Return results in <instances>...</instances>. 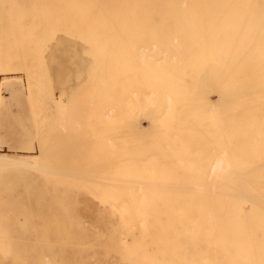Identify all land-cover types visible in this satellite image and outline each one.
<instances>
[{
	"label": "bare ground",
	"instance_id": "bare-ground-1",
	"mask_svg": "<svg viewBox=\"0 0 264 264\" xmlns=\"http://www.w3.org/2000/svg\"><path fill=\"white\" fill-rule=\"evenodd\" d=\"M46 1L0 0V43L5 44V50H8V47L29 50L31 43L26 46V41L29 43L31 39L34 44L32 51H42L48 38L44 33L46 20L48 23L50 20L47 15L50 16L51 11H58L50 10L52 5L45 4ZM55 1L58 4V0ZM111 3L110 9L113 13L117 12ZM44 5L47 9H44ZM68 9L71 11V8ZM93 10L92 7L91 11ZM112 11L106 10V16H112L108 14ZM132 11L134 13V9ZM136 11L140 17L139 21L134 22H138L140 33L136 35L134 23L130 25L133 27H130V30L134 29L135 32H132L135 36L147 34V39L137 40L140 45L139 48L136 47L137 58L136 55L134 57L137 87L139 82L137 89L141 87V90L137 94L134 92L136 105L132 125L136 129H153L155 135L148 137L146 153L142 144L137 141L132 147L137 150L135 149L131 158L122 156L129 159L113 161L114 165H121L122 168L112 171L102 164L100 170L104 167L103 171L111 179L131 183L129 188L132 184L136 188L142 184L156 188L158 186L153 184L156 183L160 185L161 191L135 194L131 191L124 193L121 187L118 188L119 191L122 190L120 196L123 200L115 203L112 209L98 213L99 221L112 227L107 233L108 240L116 243L127 236L133 238L135 229L139 231V240L146 238L151 242L162 240L172 244L184 241L196 245V248H191V253L195 255L177 257L180 264L191 261L193 264H264V0H136ZM87 13L88 18L92 19L89 11ZM53 17L52 14L51 22L54 21ZM59 19L63 20V17ZM105 19L112 20L110 17L97 20L107 22ZM91 21V24L97 23ZM100 22L104 28L101 27L99 32L102 29L106 31L105 22ZM39 25L41 30L38 29ZM88 25H83L87 27L83 28L86 29L83 33L87 34V31L91 30V35V26L94 25ZM112 28L113 26L109 31H113ZM94 32L96 31H93V34ZM22 35L29 38L22 39L19 37ZM16 36L20 42L13 41ZM3 37L4 39H1ZM63 37L62 39L70 41ZM5 41L10 42L8 44ZM80 45L85 47L84 44ZM4 46L0 44V57L1 54H6ZM73 49H66L64 45L57 44L47 61L49 68L54 69L57 82L64 91L71 89L69 87L72 81L81 70L87 73L88 70L85 71L84 67L89 69L83 65V60L80 63ZM2 56L4 59H0V75L7 74L12 68L23 69L24 74L29 72L28 66L23 67L19 58ZM88 56L87 59L85 57V65L88 60H92ZM89 64L92 65L93 61ZM90 68H93V65ZM89 71L87 75L90 74ZM142 76L145 81H140ZM86 77L89 78L90 75L85 74V79L89 80L90 78ZM85 79L79 81L83 82ZM92 82L94 81H91V85ZM208 93L212 95L211 100L207 97ZM142 100L144 104L141 103ZM103 115L105 118L109 116V119L114 116L107 113ZM140 116L145 125L140 123ZM101 127L103 124L100 123L99 130ZM98 132L96 136L99 135ZM100 138L99 136L98 139ZM101 151L104 152L102 149ZM110 159L108 164L112 163ZM35 160V157H15L2 152L0 170L9 167L35 168L31 166ZM48 168H43L42 171H49ZM90 168L88 167L89 171ZM35 169L41 170L37 167ZM80 172L78 174H81ZM89 173H83L79 178L82 179L85 175L84 180L93 179L86 177ZM93 173L91 177H95ZM72 174L76 177L74 172ZM34 189L32 191L36 193L37 188ZM67 217L70 223H79L78 213L69 212ZM130 242L127 241L128 245ZM189 243L186 252L189 251ZM2 259L0 256V264Z\"/></svg>",
	"mask_w": 264,
	"mask_h": 264
},
{
	"label": "rangeland",
	"instance_id": "rangeland-1",
	"mask_svg": "<svg viewBox=\"0 0 264 264\" xmlns=\"http://www.w3.org/2000/svg\"><path fill=\"white\" fill-rule=\"evenodd\" d=\"M103 1H106L105 4H102L104 3ZM103 1L58 0L57 4L55 0H51V3L50 0H47L45 4L49 3L50 6L54 5L57 7L51 6L50 8L48 5L50 10L55 11L57 9L58 13L51 11L50 16L47 15V19H50L49 23L53 26L49 25L46 20L47 24L44 26V33L46 34L45 37L48 38L44 44L45 48L41 49L42 51L37 49L35 53L32 51L34 44L31 39H29L31 41L29 43L26 41V46L31 43L30 51L28 49H21V47L9 48V45L6 46L8 50H5V44L0 43L6 51V54L4 52V54H1L2 58V55L5 58L15 56V58H19L22 61L21 65L23 64V67L27 65L29 68V72L26 74L22 72L23 69L16 70L12 68L7 74L0 75V153L3 152L10 156L30 159L35 157L36 160L31 166L41 169L9 167V169L0 170V256L3 258L2 264H180L177 259L178 256L184 255L190 257L195 255L191 253V248H196L197 246L192 243L181 241L172 244L164 243L162 240L151 242L146 238L139 240L137 237V232L139 231L135 229L133 230V238L127 236L124 238L125 241L121 239L119 242L111 243L107 238V233L112 230V227L106 226L99 221V212L112 209L115 203L123 200L120 196L122 190L124 193L131 191L135 194L143 192L158 193L161 191L160 185L156 183H153L158 186L156 188L146 187L143 184V186L141 185L138 188L132 184V187L129 188L128 185H131V183L125 180L111 179L104 172V167L112 171L122 168L121 165H114L115 162L113 163V161L131 158L130 156L137 150L136 148V150L132 148L137 141L142 144V149L146 153L147 149L145 147L148 143V137L155 135V132L153 129H136L132 125L136 105L135 96L141 90V87L137 89L139 82L137 87L135 69V58H137V49L140 45L137 40L147 39L145 38L147 34L142 33L140 37L139 35L135 36L133 33L135 31L136 35L140 33L138 22H134L140 17L136 11V0H112L115 3H111V0ZM64 3L66 4L64 5ZM110 3L113 4V9L117 10V12L114 10L116 15L111 10ZM71 5L72 7H70ZM103 6L106 7L104 8ZM58 7L61 9L60 12ZM68 7L71 8V11ZM92 7L93 11H91ZM44 9L47 8L45 7ZM97 9L98 11H96ZM103 9L104 11H102ZM119 9L122 10L120 11ZM125 9L127 12H125ZM106 10L108 12L112 11L108 14L114 16H106ZM88 11L94 19L88 18ZM92 13H96L97 15H92ZM52 14L54 16V19L52 18L53 22H51L50 18ZM59 14L62 15L59 16ZM71 14H73L72 17ZM62 17L63 20H58V18ZM109 17L112 20L105 19L108 23L103 21L104 18L108 19ZM102 18L101 22L98 21ZM64 19L66 20L64 21ZM74 20L77 21L74 22ZM91 20L97 23L91 24ZM99 22L102 24L105 22L108 26L114 22L113 24L115 25L112 24L110 28L113 26L112 30L116 32L109 31L110 28L106 25H104L106 31L102 29L103 31L100 30L101 32H99L101 27L104 28ZM127 22L131 23L127 24ZM88 24L95 26L90 25L93 28L92 34L93 31H98L99 33L94 32L93 35H90L91 30L87 31V34L83 33V30L86 32V29H83L86 26L83 25ZM97 24L100 25V28H98L99 25ZM132 24L135 27L134 29H136L135 31H133L134 29L130 30V25ZM91 27L88 28L91 29ZM38 29L41 30L42 27L40 28L39 25ZM58 35L60 36L58 37ZM143 35L145 36L143 37ZM29 36L32 37L31 35ZM62 36L68 40L70 39L71 42L62 39ZM19 37L26 40L28 36L23 37L22 35ZM15 38L13 41L16 40L18 42L17 36ZM1 39H4V37ZM56 39L58 42L55 41ZM72 39H74L75 43L72 42ZM5 42L7 43L8 41ZM49 44L54 47L52 48ZM57 44L64 45L66 49L77 47L76 50L73 49L75 55L80 63L83 60V65L89 67L87 69L83 66L85 71L90 70L92 72L93 70L94 78L91 79L93 74L89 71L90 79L86 77L89 79L86 80L85 74L89 76L87 75L88 71L86 73L84 70H81L80 74L75 76L74 81H72L69 87L71 88L70 90H73L70 91L67 88V90L65 89L66 93L57 82L54 69H50L47 64ZM80 44H84L85 47ZM26 46L22 45V47ZM81 55H85L86 59L89 55L88 58L93 61V68H90V66L92 67L89 64L90 60H88L89 62L87 61V65L84 64L86 59L84 56L82 58ZM1 57L0 59H2ZM94 71L97 72L94 73ZM81 79H85V81L81 82ZM144 79L142 76L140 81H145ZM91 81H94V83L92 82L93 86L91 85ZM207 97L211 100L212 95L208 93ZM141 103L144 104V101L142 100ZM104 113L114 116L110 117L111 119H109V116L105 118V115L102 116ZM138 118L142 125L146 124L143 123L141 116ZM100 123L101 125L103 124V127L100 129L103 135H101L99 130ZM106 126L111 127L108 129ZM122 129L125 131H120ZM97 132L99 133L98 136H96ZM110 132L115 133L111 134ZM116 135L118 136L115 137ZM99 136L102 140L101 138L98 139ZM104 137L106 139H103ZM111 137L113 140H111ZM73 139L79 141L75 142ZM85 139L87 140L84 141ZM107 150L108 152H106ZM138 152H140V149ZM103 153L104 155H102ZM99 155L105 158H100L101 156L98 157ZM122 156H129V158H123ZM109 159L112 163L108 164ZM102 164L104 167L100 170ZM47 167L50 169L52 167V169L48 168L49 171H42L43 168L46 169ZM88 167H91L90 171ZM72 172L75 173L77 178L74 177ZM78 172L82 175L83 173L90 172L89 176L86 177L93 179L86 178L84 180L85 178L83 177L85 175L81 176V179L79 178L81 174H78ZM92 172H94L95 177H91ZM100 176L105 177L100 178ZM109 183L116 185H110ZM34 186L37 188L36 193L32 191L35 188ZM120 187L122 190L119 191ZM83 196L85 197L83 198ZM69 212H76L80 215L78 224H72L68 221L67 214ZM38 216L41 217L38 218ZM127 241H131L129 245ZM188 243L189 251L186 252ZM193 263V261L191 263L185 262V264Z\"/></svg>",
	"mask_w": 264,
	"mask_h": 264
}]
</instances>
